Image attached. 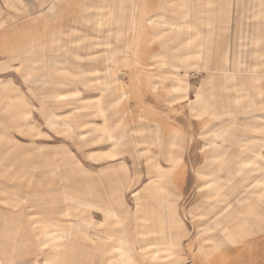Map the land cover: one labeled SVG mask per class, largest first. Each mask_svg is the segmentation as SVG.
<instances>
[{
	"label": "rangeland",
	"instance_id": "rangeland-1",
	"mask_svg": "<svg viewBox=\"0 0 264 264\" xmlns=\"http://www.w3.org/2000/svg\"><path fill=\"white\" fill-rule=\"evenodd\" d=\"M45 5L0 54V264H264V0Z\"/></svg>",
	"mask_w": 264,
	"mask_h": 264
},
{
	"label": "crops",
	"instance_id": "crops-1",
	"mask_svg": "<svg viewBox=\"0 0 264 264\" xmlns=\"http://www.w3.org/2000/svg\"><path fill=\"white\" fill-rule=\"evenodd\" d=\"M12 9L5 8L3 2L0 0V21L4 20L7 16L11 18L12 22L9 24L7 31H0V54L12 48V42L16 40L18 35H22L24 31L32 30L35 28L36 20L39 23L45 22L46 14V0H12ZM33 15V16H31ZM33 28V29H34ZM6 51V52H7Z\"/></svg>",
	"mask_w": 264,
	"mask_h": 264
}]
</instances>
